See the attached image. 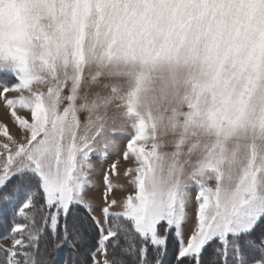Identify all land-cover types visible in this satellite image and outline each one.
<instances>
[{
  "label": "snow or ice",
  "instance_id": "obj_1",
  "mask_svg": "<svg viewBox=\"0 0 264 264\" xmlns=\"http://www.w3.org/2000/svg\"><path fill=\"white\" fill-rule=\"evenodd\" d=\"M0 104V264H264V0H0Z\"/></svg>",
  "mask_w": 264,
  "mask_h": 264
},
{
  "label": "rangeland",
  "instance_id": "obj_2",
  "mask_svg": "<svg viewBox=\"0 0 264 264\" xmlns=\"http://www.w3.org/2000/svg\"><path fill=\"white\" fill-rule=\"evenodd\" d=\"M21 114L29 115L28 113L23 112V111L21 112ZM0 123H7L9 126L10 132L13 135L18 134V129L14 124H12L11 117L9 114H7V109L4 107L3 104H0ZM3 143H7V139L3 137L2 135H0V144H3ZM123 150H124V145L122 143L119 151L109 156L107 160V164H101V161L98 159L96 155L92 156V163L95 164L98 169H102L110 165L113 161H117V168L120 174V181L124 184H127V182L124 180V171L128 166H130L131 162L124 160L123 155H122ZM0 151H2V148H0ZM93 179L96 180L97 182H101L100 176H94ZM209 183H212V182H209ZM101 187H102V183H101ZM131 190H132V186L127 185V191H131ZM191 195L194 196L195 193H191ZM194 210H195L194 207L188 208L189 214H194ZM192 223H194V220L188 222V225L186 226V231L191 226ZM0 235H2V233ZM0 244H3L4 246H9L11 244V241L0 238Z\"/></svg>",
  "mask_w": 264,
  "mask_h": 264
},
{
  "label": "trees",
  "instance_id": "obj_3",
  "mask_svg": "<svg viewBox=\"0 0 264 264\" xmlns=\"http://www.w3.org/2000/svg\"><path fill=\"white\" fill-rule=\"evenodd\" d=\"M0 227H2V226H0ZM1 234V233H0Z\"/></svg>",
  "mask_w": 264,
  "mask_h": 264
}]
</instances>
